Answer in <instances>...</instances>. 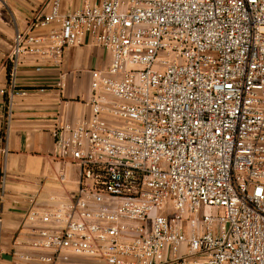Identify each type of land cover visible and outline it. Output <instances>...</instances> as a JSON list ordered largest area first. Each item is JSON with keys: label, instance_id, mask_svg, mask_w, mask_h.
<instances>
[{"label": "built area", "instance_id": "1", "mask_svg": "<svg viewBox=\"0 0 264 264\" xmlns=\"http://www.w3.org/2000/svg\"><path fill=\"white\" fill-rule=\"evenodd\" d=\"M43 3L5 60L8 121L29 92L16 85L24 58L60 66L87 39L111 58L91 70L90 115L51 131L54 157L79 168L77 189L31 206L39 254H15L47 264L67 254L94 264H264V0ZM65 86L61 73L54 87ZM67 177L59 172L62 184ZM6 182L3 173L0 204Z\"/></svg>", "mask_w": 264, "mask_h": 264}, {"label": "crops", "instance_id": "2", "mask_svg": "<svg viewBox=\"0 0 264 264\" xmlns=\"http://www.w3.org/2000/svg\"><path fill=\"white\" fill-rule=\"evenodd\" d=\"M84 1L63 0V8H78ZM43 7V0H0V176L7 175L6 193L0 204V264H47L24 261L15 252L39 254L29 246L33 235L26 215L31 206L42 207L51 196L63 198L77 189L79 168L54 157L51 131L61 121L90 115L86 101L91 95V70L106 69L111 58L90 39L82 46L67 49L60 66L35 57L24 58L16 85L29 92L14 99L8 121L7 97L1 92L11 83L5 60L16 31L26 29L28 18ZM38 66L42 70L38 71ZM61 73H65L63 91L54 87ZM63 169L68 173L65 184L59 180ZM57 264L94 263L87 257L67 254L60 255Z\"/></svg>", "mask_w": 264, "mask_h": 264}]
</instances>
